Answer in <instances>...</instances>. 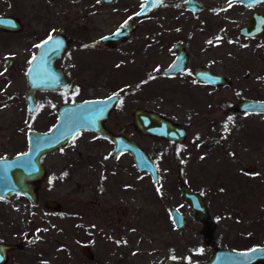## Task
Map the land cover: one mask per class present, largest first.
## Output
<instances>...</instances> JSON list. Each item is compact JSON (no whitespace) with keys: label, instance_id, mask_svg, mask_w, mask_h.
<instances>
[{"label":"rangeland","instance_id":"374dc122","mask_svg":"<svg viewBox=\"0 0 264 264\" xmlns=\"http://www.w3.org/2000/svg\"><path fill=\"white\" fill-rule=\"evenodd\" d=\"M55 1L59 3L53 5ZM66 1V10L62 0L11 3L24 27L12 48H0V58L5 54L14 60L10 67L0 66V156L24 150L26 130H46L55 120L58 103L114 91L120 102L109 115V125L140 144L159 177L152 182L133 166L128 153L111 157L107 141L94 132L78 131L44 157L46 175L36 203L16 194L0 198V241L18 243L2 264H165L166 257L196 263L214 245L246 248L264 243V111L225 113L239 98H264V33L244 38L236 32L252 9L264 11V1L219 8L225 0H202L208 7L194 18L180 6L157 7L148 20L152 39H144L141 19L133 22L131 35L111 62L99 72L93 63L72 68L70 84L60 91H37L36 106L27 113L23 92L28 56L35 50L34 39L65 27L63 9L76 35L95 37L130 18L141 0L105 5L97 0ZM158 22L183 27L175 37L186 36V27L194 26V66L207 64L230 84L194 80L185 91V75L149 74L171 56L158 48ZM29 38L34 41L27 42ZM144 50L149 60L142 59ZM133 105L183 123L184 141L170 144L136 132L128 111ZM248 165L253 168L246 170ZM179 179L199 191L206 203L214 222L209 245L203 243L201 223L179 194ZM46 198L57 200L60 208L45 207ZM170 207L184 214L183 227L172 224ZM82 244L91 249V259L79 251Z\"/></svg>","mask_w":264,"mask_h":264},{"label":"water","instance_id":"95a60500","mask_svg":"<svg viewBox=\"0 0 264 264\" xmlns=\"http://www.w3.org/2000/svg\"><path fill=\"white\" fill-rule=\"evenodd\" d=\"M111 2L112 0H102ZM144 0L139 10L140 14L149 8V2ZM190 0L189 2H191ZM244 5L251 6L264 0H236ZM194 11L200 7L197 1H193ZM193 5V4H191ZM190 5V7H192ZM152 7L154 4L152 3ZM11 21L10 17H0V22ZM19 25L15 26L17 29ZM129 26H120L111 33L99 38L98 41H118L122 36H126ZM237 32L244 36H258L264 33V11L253 10L246 16L244 23L238 27ZM52 39H42L38 43V48L34 56L29 61L26 68V84L24 89V99L26 109L31 112L36 106V92L41 90H60L68 84L67 78L62 70L54 65L55 60L61 55L67 46L66 38L62 33L53 34ZM47 41V43H45ZM184 53L177 49V55L160 73L170 74L180 71L184 67ZM152 73L155 71L152 70ZM194 78L204 83L223 86L230 84V79L224 74L214 72L207 65L200 64L194 67ZM111 97V99H109ZM119 96L111 93L103 97H90L76 101H65L56 107V118L51 126L46 130L29 129L25 132V149L8 156H0V198L12 194L26 198L29 204L38 201V191L40 184L46 175L44 157L52 151L62 147L75 133L82 129L96 132L113 144L110 150L112 157L121 152H127L132 159L133 166L137 170L145 171L149 174L152 182L158 179V169L153 160L145 150L133 139L123 133L112 132L103 124L110 111L117 104ZM239 111H264V98H239L230 104L225 113ZM131 123L135 130L141 134L152 135L175 143L184 141L186 128L176 120L168 118L157 110L144 106L135 105L129 109ZM252 165L245 167L252 169ZM178 189L185 204L193 211L194 217L201 223L200 232L203 243L210 244L211 232L214 222L210 219L206 203L197 190L190 188L187 183L179 179ZM42 204L45 207L58 210L60 204L57 200L46 198ZM168 215L172 224L183 227L185 216L176 207L168 209ZM18 243L0 241V264L7 259V251L17 248ZM79 251L87 258L91 259L93 253L88 245L82 244ZM165 264H263L264 263V243L254 244L246 248H229L214 245L209 255L196 262L189 263L184 260L166 257Z\"/></svg>","mask_w":264,"mask_h":264},{"label":"flooded vegetation","instance_id":"af4514ba","mask_svg":"<svg viewBox=\"0 0 264 264\" xmlns=\"http://www.w3.org/2000/svg\"><path fill=\"white\" fill-rule=\"evenodd\" d=\"M12 1L13 0H0V17H10V19H11V21H9V22H6V21L0 22V48L1 49L12 48L13 44H11V42L16 40L17 38H20V35L22 34V30L24 27V23L22 22V17L20 15V13L18 12L17 7H15V5L14 6L11 5ZM97 1L100 5H105V4H111L115 0H112L111 2H103L102 0H97ZM143 1L144 0H141L139 2V4L134 9L133 14L131 15L130 18L123 19V21H121L119 25H117L116 27H114L110 31L100 33L95 37H88L86 35H80V36L76 35L75 31L68 27V24H70V18L67 17L66 12L64 11V9L66 10L65 4H67V1L65 3V0H62V2L64 3L62 8L65 7L63 9V13H62L63 18H64V19H62V21L64 22L65 27H63V25H62V27L60 26L59 28H56L53 32H50L47 36L43 37L42 39L47 38L50 35L52 36L53 34H57V33H62V35H64V37L66 38L65 42H66L67 46L62 51L61 55L54 62V65L56 67H59L62 70L64 76L67 78L68 84L66 86H68L72 80L71 79V77H73L72 72H71L72 68H74L76 66H80V65L85 66L88 63H93L94 66L96 67L97 71L99 72L101 70L100 66H102L103 64H107V63L111 62V59L115 55V52L118 50L117 47L122 43L123 40H125L126 38H128L131 35V33H132L131 30L134 28V24H135L133 22L137 23L141 19V21L144 24V29H143L144 30V35H143L144 39L146 40V38H147L148 41L150 39H152V36H150V26L148 24V20L151 17L150 14L152 13V11H155L157 7L162 8V7H165V6L168 7L171 5L180 6L182 10H185V14L193 16V18H194L195 13L201 12L202 10H204L208 7V5L202 0H195V1H197V3H199L198 6L200 5V7L198 9H196L195 11H194V9H192L194 7V3H193L194 0H192L191 2H189L190 0H152L151 2H149V6H150L149 8H147L144 12L137 14L136 12L141 7ZM260 2H263V1H259V3ZM54 3H56V5H57V3H59V1L53 2V5H54ZM152 3L154 4L153 7L151 6ZM234 3L239 5V6H243V7L247 6V5H244V4H242L236 0H225L224 2L221 3L219 8H224V7L228 6L229 4L233 5ZM191 4H193V5H191ZM58 5L60 6L61 4H58ZM190 5L192 7H190ZM253 10H256V9H252L251 11H253ZM258 11H262V10H258ZM160 15L162 16L161 18H164L163 17L164 12H161ZM246 16H245V19H246ZM135 18H137L136 21H135ZM245 19H244V21H245ZM159 21H161V19ZM244 21H243V23H244ZM243 23H241L239 26H241ZM158 24H159V28H158L159 32H158V35L156 38V39H158V41H157L158 42V48L164 49V51H167L168 55L171 54V56H170L169 60L166 62V64L163 67H161L159 70L153 69L155 71L154 73L151 72L152 70H149L148 73L149 74L159 73L161 75L169 76V77L185 75L186 80L184 82H188V84H187L188 86L185 87V91H188L189 89H191V88H189V86H194V80L197 82L204 83V82L194 78V67L197 65H200V64H204V63H200V64H197L194 66V26L190 27L191 30H188V27H186V36L183 34V36L175 37V35L179 33L178 31H180L182 29L184 30L183 27L173 29L170 27H164L163 25H161V22H158ZM17 25H19V27L17 29H14L15 26H17ZM124 25L129 26L128 33L126 34V36H122L120 39H118V41H107V40L101 41V42L98 41L99 38L103 37L104 35L111 33L115 29L119 28L120 26H124ZM238 27L236 28V32H237ZM78 31H80V30H78ZM80 34H82V31H80ZM238 34L244 38H251L249 36L241 35L240 33H238ZM252 37H256V36H252ZM34 40H35V42H34L35 44L33 46L35 47V50H34L33 54L28 56L27 65H26L25 71H24L25 84H26V76H25L26 68L29 64L30 59L32 58V56L35 55V53L37 51L38 43L41 41V40L38 41L36 39H34ZM34 40H32V42ZM27 42H31V39L30 38L27 39ZM145 44H147L146 41H145ZM27 45H29V44L27 43ZM189 46H193V48L190 50ZM177 49H179L180 51H182L184 53V56H185L184 67L180 71H177L175 73H170V74L160 73V70L162 68H164L165 66H167L174 59V57L177 55ZM141 56H142L143 60H149L150 59V53L148 51L144 50ZM88 57H95V59L90 58V60H88ZM104 60H105V63H104ZM13 63H14V60H13V57H11V56L4 54L0 58V66L5 64V66L10 67V66H12ZM205 65H207V64H205ZM204 84L210 85L207 83H204ZM211 86H214V85H211ZM64 88H62V89H64ZM62 89H60V90H62ZM60 90H41V91H60ZM111 93H117V92L111 91V92H109L105 95H102L100 97L107 96ZM14 94H19V93H16V91H14ZM117 94L119 96L118 102L114 106V108L110 111V113L117 107V105L120 102V95H119V93H117ZM23 98H24V92H23ZM24 101H25V99H24ZM65 101H71V100H64L62 102H65ZM62 102H60V103H62ZM60 103H58V104H60ZM58 104L54 108L55 109V118H56V107L58 106ZM133 106H135V105H133ZM139 106H144V105H139ZM131 107H129V109ZM146 108H149V107H146ZM25 109H26V102H25ZM129 109H128V111H129ZM149 109H153V108H149ZM154 110H156V109H154ZM26 112L31 113V112H28L27 109H26ZM110 113L106 117L103 125L108 130H110L112 132H119L118 130L114 131L111 128V126L109 125L110 123L108 122V120H109ZM160 113H162V112H160ZM129 114H130V112H129ZM168 118H170V117H168ZM181 124L186 128V126L183 123H181ZM130 125L134 129L131 122H130ZM30 129H32V128H30ZM82 130H87V129H82ZM120 130H123V126H120ZM88 131H90V130H88ZM135 131L138 132L137 130H135ZM186 131H187V128H186ZM91 132H93V131H91ZM94 133L98 137L103 138L105 141H107L110 144V149H109V155H110V150L112 149V146H113L112 142L110 140L106 139L104 136H102L96 132H94ZM119 133H122V132H119ZM142 135L149 136V137H155V136L146 135V134H142ZM127 137H129V136H127ZM155 138H159V137H155ZM159 139H162V138H159ZM162 140H165V139H162ZM25 141H26V139H25ZM165 141L170 143V144L171 143L181 144L183 142L182 141L180 143H175V142L170 141V140H165ZM20 151H22V150H20ZM17 152H19V151H17ZM121 153H127V152H121ZM121 153H119V154H121ZM10 155H12V154H10ZM140 171H142V170H140ZM142 172L146 176L149 177L148 173H146L145 171H142ZM158 177H159V175H158Z\"/></svg>","mask_w":264,"mask_h":264},{"label":"snow or ice","instance_id":"6c2138e0","mask_svg":"<svg viewBox=\"0 0 264 264\" xmlns=\"http://www.w3.org/2000/svg\"><path fill=\"white\" fill-rule=\"evenodd\" d=\"M48 39H49V40H51V39H52L51 35L49 36V38H48ZM45 43H47V41H45ZM109 99H111V97H110Z\"/></svg>","mask_w":264,"mask_h":264}]
</instances>
